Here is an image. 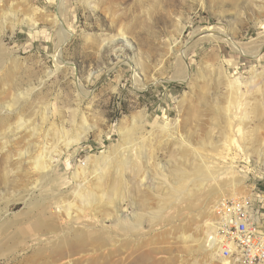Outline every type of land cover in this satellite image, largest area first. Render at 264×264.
Here are the masks:
<instances>
[{
  "label": "rangeland",
  "instance_id": "374dc122",
  "mask_svg": "<svg viewBox=\"0 0 264 264\" xmlns=\"http://www.w3.org/2000/svg\"><path fill=\"white\" fill-rule=\"evenodd\" d=\"M210 28L240 50L206 38ZM252 78L264 91V0H0V264H221L206 241L223 199L173 206L167 172L187 138L217 170L234 161L237 188L224 199L245 198L264 232V109L243 129L238 110L228 122L215 111L224 79L249 98ZM134 122L156 160L143 165L142 187L130 183V225L104 205L81 236L77 209L68 219L54 203L73 201ZM38 156L52 158L49 180L31 172Z\"/></svg>",
  "mask_w": 264,
  "mask_h": 264
},
{
  "label": "bare ground",
  "instance_id": "6f19581e",
  "mask_svg": "<svg viewBox=\"0 0 264 264\" xmlns=\"http://www.w3.org/2000/svg\"><path fill=\"white\" fill-rule=\"evenodd\" d=\"M119 35L123 37L124 33L119 30ZM206 38H210L211 40L219 38L221 39L220 41L223 40L226 43L232 44L234 50H240L230 38L223 35L222 32H213L211 28L209 29V34ZM57 58L59 59V53ZM179 71L177 77L180 78L181 81L186 79L187 68L184 65H181ZM134 74L135 80L137 81L136 70H134ZM224 81L226 82L223 84V86H226V93L224 95L226 105L224 107L217 106L215 111L221 113L228 122L231 120L233 113L238 110L241 114L238 124L241 125L243 129L245 123L246 126H248V124L254 119L251 115H254L255 111L258 110L260 112L261 109H264V91L255 79L252 78L248 84H245L250 93V97L246 98V95L240 92L241 84L236 79H224ZM135 123L136 122L133 123V127L127 128L125 132H122L121 137L122 142H124L122 144L123 147L116 152L114 151L111 155V148H109L108 151L104 152L99 157L101 160L100 165L93 169L92 178L89 180L83 179L76 183L72 202H65L60 199L58 202L54 203V205H56L55 209L58 212H63L64 216H68V219L72 208L77 209V215L71 220L78 224H82V227L78 226L80 228L77 230L81 236H84L86 232H94L95 229L93 227H96L95 225L98 224V214L100 215L103 211L102 208H104V205L105 207L110 206L112 209H115V218L118 221L127 223L125 225H130L127 220V217L130 215H128V213L125 214L124 210L126 207L129 208L132 206V203L126 200L127 198H130L127 194L132 190V185L130 186V183L134 184L135 182H139L142 187L143 175L145 173L143 165L150 164V161L153 160V158L155 159L154 150L147 147L148 143H146L145 140L141 141L142 139H140L139 136L140 131L137 132L138 128L136 127L138 126L135 125ZM20 125H22V123ZM177 129V127H163L162 133L167 135L174 134L178 131ZM87 131H89L88 128H84L81 133H76V135L68 138L64 143V150L67 152L72 146L80 144ZM176 145L177 148L174 152L173 162H179L178 164L173 165L175 169L167 172L168 177L173 176L177 180L172 182L169 187L173 192V199L171 200L173 206H177L180 202H185L188 207L194 208L196 202H201V199L206 198L207 195H211L212 198L214 195L217 199L221 200L227 197L230 193L233 195L235 194L237 180L234 173V161H231L230 166L217 170L213 167L217 160L191 148L192 144L189 138L185 139V141L179 140ZM186 163H189V167L186 166ZM52 166L51 157L45 158L38 156L33 159L31 172L36 173L37 176L40 175L39 177L42 180H46V178L50 177ZM6 168L8 169V167ZM7 174L8 173H6V175ZM49 179L50 178H48V180ZM222 180L226 181L222 183ZM39 182H41V180H39ZM127 182H129V186H127ZM211 182H213L214 185H212ZM35 185L37 184L35 183ZM231 199L236 200L242 198ZM244 200L247 201L246 199ZM62 202H64V204ZM248 209L250 215L254 217L252 206L248 205ZM136 214L135 216H132L133 221L136 219ZM124 218H126V221ZM161 218L162 217H160V220ZM57 219H60V215ZM40 224L44 230L49 229L54 226V218L46 221L41 220ZM132 226L134 227V225ZM210 230L212 235H209V238L206 241L207 250L212 254L215 253L221 264H231L229 260L237 264V261L234 258L223 256V245L221 243V238L218 235V224L214 223L210 225ZM38 241L42 240L39 239ZM46 243L47 242L45 241V244ZM229 247L231 250H235L234 247L230 245Z\"/></svg>",
  "mask_w": 264,
  "mask_h": 264
},
{
  "label": "built area",
  "instance_id": "2783aa9c",
  "mask_svg": "<svg viewBox=\"0 0 264 264\" xmlns=\"http://www.w3.org/2000/svg\"><path fill=\"white\" fill-rule=\"evenodd\" d=\"M244 199H223L214 209L223 256L234 258L237 264H261L264 262V232L250 215L248 205H251Z\"/></svg>",
  "mask_w": 264,
  "mask_h": 264
}]
</instances>
